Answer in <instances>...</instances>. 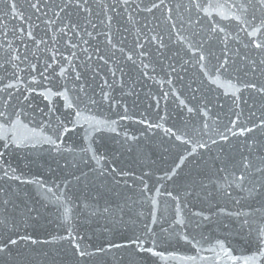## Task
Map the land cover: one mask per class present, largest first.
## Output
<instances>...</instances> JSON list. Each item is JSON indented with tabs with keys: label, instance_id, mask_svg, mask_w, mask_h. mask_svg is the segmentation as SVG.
<instances>
[{
	"label": "snow or ice",
	"instance_id": "6c2138e0",
	"mask_svg": "<svg viewBox=\"0 0 264 264\" xmlns=\"http://www.w3.org/2000/svg\"><path fill=\"white\" fill-rule=\"evenodd\" d=\"M0 264H264V0H0Z\"/></svg>",
	"mask_w": 264,
	"mask_h": 264
},
{
	"label": "water",
	"instance_id": "95a60500",
	"mask_svg": "<svg viewBox=\"0 0 264 264\" xmlns=\"http://www.w3.org/2000/svg\"><path fill=\"white\" fill-rule=\"evenodd\" d=\"M174 107V104H170V108ZM163 108V105H162ZM163 114V111H161V115ZM173 119H176V116L173 115V117L169 120V124L172 122ZM132 127H136V125H131ZM114 147V146H113ZM103 151V149H101ZM18 159L22 160V156L18 157ZM153 159L157 160L158 165H160V160H161V153L159 151L156 152V155L153 157ZM163 166V165H160ZM162 173H158V175H161ZM45 215H49L48 213H45ZM51 218V217H50ZM49 230L52 231L54 230L56 233L62 234V229L58 227L56 223H53L49 226Z\"/></svg>",
	"mask_w": 264,
	"mask_h": 264
}]
</instances>
